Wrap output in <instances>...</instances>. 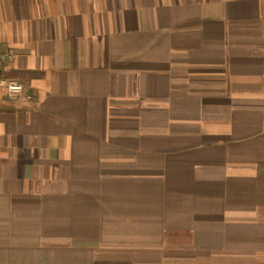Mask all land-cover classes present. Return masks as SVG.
<instances>
[{
    "label": "crops",
    "instance_id": "crops-1",
    "mask_svg": "<svg viewBox=\"0 0 264 264\" xmlns=\"http://www.w3.org/2000/svg\"><path fill=\"white\" fill-rule=\"evenodd\" d=\"M0 264H264V0H0Z\"/></svg>",
    "mask_w": 264,
    "mask_h": 264
},
{
    "label": "built area",
    "instance_id": "built-area-1",
    "mask_svg": "<svg viewBox=\"0 0 264 264\" xmlns=\"http://www.w3.org/2000/svg\"><path fill=\"white\" fill-rule=\"evenodd\" d=\"M15 53L12 48L0 46V67L14 60ZM24 88L19 82L0 76V95L8 96L12 99H21L24 97Z\"/></svg>",
    "mask_w": 264,
    "mask_h": 264
}]
</instances>
